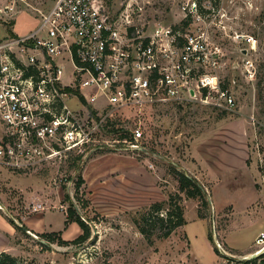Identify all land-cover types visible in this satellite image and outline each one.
I'll return each instance as SVG.
<instances>
[{"label": "rangeland", "instance_id": "obj_1", "mask_svg": "<svg viewBox=\"0 0 264 264\" xmlns=\"http://www.w3.org/2000/svg\"><path fill=\"white\" fill-rule=\"evenodd\" d=\"M54 1L0 0V9L14 5L12 15L0 23V38L34 30L39 13ZM104 1L112 12L127 2L132 9L137 4L139 23L177 26L181 20L171 0ZM220 6L221 13L208 18L215 25L207 35L220 49L215 73L234 98V107L225 110L190 102L169 103L143 113L115 112L108 117V128L94 136V150L87 157L74 156L24 174L0 168V207L9 219L22 223V217L41 216L58 230L73 204L90 229L89 239L66 247L55 243L42 247L43 238L37 233L19 230L12 249L5 253L16 264H242L247 256L239 255L243 247L252 251L258 247L254 237L264 231V0H221ZM186 31L193 33V26ZM247 60L252 64L250 73L244 67ZM138 122L144 151L127 150L116 131L130 132ZM117 154L133 156L151 174L154 195L119 185V176L84 175L87 162L97 155H105L101 164L108 171H120L124 163L115 159ZM77 157L80 160L75 162ZM171 166L197 183L207 205L201 208V219L199 202L181 193L178 204L184 224L168 237L153 236L148 242L133 220L151 204L168 202L177 193ZM78 175L84 179L80 200L74 198ZM36 204L42 210L31 212ZM79 234L76 228L67 238ZM226 234L236 249L232 252L224 246Z\"/></svg>", "mask_w": 264, "mask_h": 264}, {"label": "built area", "instance_id": "obj_2", "mask_svg": "<svg viewBox=\"0 0 264 264\" xmlns=\"http://www.w3.org/2000/svg\"><path fill=\"white\" fill-rule=\"evenodd\" d=\"M171 1L177 26L136 22L141 8L129 2L112 12L104 0H55L34 30L0 38V168L24 174L87 157L115 112L190 102L232 109L215 73L220 49L207 35L221 0ZM13 7L0 9V23ZM140 128L121 140L127 150L141 148ZM254 242L252 254L263 252L264 232Z\"/></svg>", "mask_w": 264, "mask_h": 264}, {"label": "trees", "instance_id": "obj_3", "mask_svg": "<svg viewBox=\"0 0 264 264\" xmlns=\"http://www.w3.org/2000/svg\"><path fill=\"white\" fill-rule=\"evenodd\" d=\"M109 1V0H108ZM118 134L117 140L129 138L128 131H116ZM80 157L75 159L79 161ZM169 173L177 181V193L171 195L168 198V202H159L153 203L149 208L143 212L138 218L133 220V223L139 233L150 242L153 236L157 237H168L175 229L181 227L184 224L182 209L179 206L180 194H184L187 199L197 200L200 204L198 207V217L203 218L201 208L205 207V194L202 189L197 185V183L188 178L183 172L176 170L174 167H170ZM84 184V180L81 175H78L75 183L74 198L80 200V189ZM87 202L82 203V207H85ZM164 211L163 214H158L159 212ZM155 214V215H153ZM75 223L81 230V234L75 239L70 241H65L61 238L60 232H50L37 235L42 237L46 243H55L57 246L66 247L73 244H82L90 237L89 225L84 221L81 216L78 214L77 210L74 208L73 204H70L66 210L65 220L63 222V227L66 228L68 224ZM16 230L25 231L27 228L22 226H16ZM42 247L47 245L40 244ZM2 254V259H0V264H16L15 258L9 254ZM264 255L261 254L255 259L249 261H243L242 264H256L257 261Z\"/></svg>", "mask_w": 264, "mask_h": 264}, {"label": "crops", "instance_id": "obj_4", "mask_svg": "<svg viewBox=\"0 0 264 264\" xmlns=\"http://www.w3.org/2000/svg\"><path fill=\"white\" fill-rule=\"evenodd\" d=\"M115 155V154H114ZM105 155H97L93 157L87 162L86 168L84 170V175L93 174L96 177H102L107 173V175H115L119 176L120 182H116L119 185L127 186L130 185L129 188L131 191H137L140 188L146 190L148 194H155V185L153 179L151 178V174H149L146 170H142V165L138 162L133 156L129 154H122L115 156L117 161H122L124 165L122 166L120 171H108L107 166L101 164V159ZM108 171V172H107ZM84 180V179H83ZM99 184V183H98ZM115 184V183H113ZM100 185V184H99ZM156 203V202H155ZM62 225L60 229L53 230L51 223H45L42 220V217H38V219H27L26 217L21 218V222L13 219H9L7 215L4 214V210L0 209V253L9 252L13 245L12 240L14 236L17 235L16 226L24 225L27 228V231L31 234L32 232L37 233L36 235H40L43 233L50 232H60V236L65 241L68 240L69 233L74 232L75 229H79V227L75 223H70L66 228L63 227V222L65 217H63ZM11 220L14 222H11ZM32 229L29 230V229ZM80 230V229H79ZM264 232L260 231L259 233ZM257 233L256 236L259 234ZM80 235V234H79ZM256 236L254 238H256ZM224 246L227 250H236L232 247L227 234L223 237ZM247 247H243L244 250L239 255H250L252 254V250H246Z\"/></svg>", "mask_w": 264, "mask_h": 264}, {"label": "water", "instance_id": "obj_5", "mask_svg": "<svg viewBox=\"0 0 264 264\" xmlns=\"http://www.w3.org/2000/svg\"><path fill=\"white\" fill-rule=\"evenodd\" d=\"M139 151H144V149H143V148H140ZM186 176H187V175H186ZM187 177L190 178L189 176H187ZM24 232H26L27 234L31 235L27 230H25ZM33 237H34V236H33ZM39 242H40L41 244H43V245H48V243H46V241H44V240H39ZM262 253H264V251H263V252H260V253H258V254H250V255L244 257L242 260H244V261H249V260L255 259V258H257L258 256H260Z\"/></svg>", "mask_w": 264, "mask_h": 264}]
</instances>
